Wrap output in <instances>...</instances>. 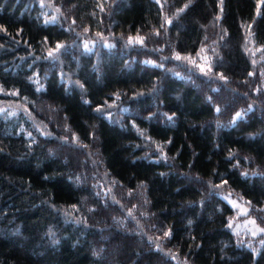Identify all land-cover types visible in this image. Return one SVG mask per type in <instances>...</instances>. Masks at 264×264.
Segmentation results:
<instances>
[{
  "label": "trees",
  "instance_id": "16d2710c",
  "mask_svg": "<svg viewBox=\"0 0 264 264\" xmlns=\"http://www.w3.org/2000/svg\"><path fill=\"white\" fill-rule=\"evenodd\" d=\"M6 107L0 264H264V0H0Z\"/></svg>",
  "mask_w": 264,
  "mask_h": 264
},
{
  "label": "rangeland",
  "instance_id": "374dc122",
  "mask_svg": "<svg viewBox=\"0 0 264 264\" xmlns=\"http://www.w3.org/2000/svg\"><path fill=\"white\" fill-rule=\"evenodd\" d=\"M16 109H12V108H1L0 109V113L1 114H11V113H13L14 111H15ZM35 129H36V131L39 133V134H41V135H43V136H47V133H46V131H45V129H44V126L41 124V123H39V124H36L35 126ZM238 210H239V212H241L243 209L242 208H238ZM114 252H116V251H114Z\"/></svg>",
  "mask_w": 264,
  "mask_h": 264
},
{
  "label": "snow or ice",
  "instance_id": "6c2138e0",
  "mask_svg": "<svg viewBox=\"0 0 264 264\" xmlns=\"http://www.w3.org/2000/svg\"><path fill=\"white\" fill-rule=\"evenodd\" d=\"M141 42H142V40H141ZM61 47V45L58 43L57 45H56V48L58 49V48H60ZM49 55L51 56L52 55V52L50 51L49 52ZM177 58H179V56H177ZM210 70V69H209ZM217 111H219V109H217ZM236 116L237 117H239L240 116V113L239 112H237L236 113ZM225 183H226V181H225ZM253 223H255L254 221H253ZM261 232H264V229H259ZM168 233H166V235H167Z\"/></svg>",
  "mask_w": 264,
  "mask_h": 264
}]
</instances>
